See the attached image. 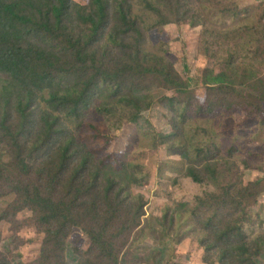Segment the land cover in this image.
I'll return each instance as SVG.
<instances>
[{"label":"trees","instance_id":"obj_1","mask_svg":"<svg viewBox=\"0 0 264 264\" xmlns=\"http://www.w3.org/2000/svg\"><path fill=\"white\" fill-rule=\"evenodd\" d=\"M139 1L164 23L193 20L195 25L205 22L210 12L245 20L235 30L216 32L226 42L233 39L223 58L225 66L219 71L203 69L197 82L211 92L210 113L216 108L242 110L264 123V70L260 69L264 67V16H256L258 7H240L228 0ZM134 8L132 0H92L89 5L73 0H0V73L8 75V83L0 89V138L13 152L17 172L31 175L15 187L16 203L33 211L36 225L45 233L41 264H52L53 256L65 264L67 240L75 227L86 233L87 252L94 256L80 257L78 264H126L116 251V242L133 234L146 238L147 228L156 234L155 226L143 223V196L131 191L133 185L144 183L140 166L129 163L125 154L110 153L97 161L82 157L72 140L57 138L62 134L56 129L67 130L69 117H82L93 97L98 98L99 108L137 121L151 104L142 88L150 76L174 92L163 100L186 109L193 105L190 81L182 78L165 55L142 46L144 30ZM113 13L115 21L109 26ZM132 40L134 45H130ZM36 91L47 92L43 116L51 122L44 120L35 142L26 146L22 140L33 127L28 110ZM95 138L103 146L112 140L100 132ZM191 147L192 156L190 151L181 154L186 177L216 190L198 198L190 212L197 219L199 212L209 214L199 222L206 233L199 241L205 252L203 264H264V237L251 239L245 231L251 222L248 210L264 192L262 181L245 183L243 171L233 161L238 153L234 145L226 154L216 143L217 153L205 146ZM119 171L125 172L119 176ZM168 213L156 221L166 238L179 243L175 238L185 234L183 239L187 232L172 228L175 220L185 223V218L180 221V213L171 208ZM0 264H10L1 252Z\"/></svg>","mask_w":264,"mask_h":264},{"label":"rangeland","instance_id":"obj_2","mask_svg":"<svg viewBox=\"0 0 264 264\" xmlns=\"http://www.w3.org/2000/svg\"><path fill=\"white\" fill-rule=\"evenodd\" d=\"M73 1L89 5L92 0ZM132 1L134 11L140 17V26L144 30L142 46L152 53L165 55L173 62L182 78L190 81L193 105L186 109L183 104L173 106L163 100V96L173 95L174 92L166 88L159 79L150 76L143 80L142 88L150 96L151 104L141 112L137 121H126L118 114H111L108 109L99 108L98 98L93 97L84 108L82 117H69L67 130L56 127L59 134H62L61 138H57L63 141L69 138L74 142L77 152L90 160L97 161L99 156L117 153L125 154L129 163L140 166L139 176L144 177V183L133 185L131 191L133 195L143 196V223L155 226L156 234H151L150 228H147L146 238L133 234L118 240L116 251L126 264H203L205 252L199 241L206 233L201 230L199 222H204L209 214L205 211L199 212L197 219L190 217V212L195 209L194 204L198 198L216 190L211 184H199L186 177V160L181 154L190 151L192 156L191 145L205 146L217 153L214 143L226 154V149L234 145L238 153L233 161L237 163L239 171H243L245 183L261 180V187L264 188V123L259 117L245 114L242 110L225 111L216 108L210 113L207 103L211 99V92L197 82L203 69L214 68L219 71L225 66L223 58L228 55L233 39L230 42L224 41L217 34L220 29L235 30L245 20L220 18L210 12L206 15L205 22L195 25L192 24L193 20H169L164 23L154 12L143 9L139 0ZM228 1H234L240 7H258L256 16H264V0ZM193 12L195 11H190L189 15L192 16ZM114 21L113 13L109 26ZM207 29L214 33L207 32ZM134 44L135 41L132 40L130 45ZM109 58L120 60L112 56ZM260 69L264 70V67ZM70 78L68 76L65 83ZM7 80L8 75L0 73V89ZM46 97V91H36L34 94L28 110L32 113L33 127L30 128L27 138L22 140V144L26 146L35 142L44 120L51 122L49 117L43 116L48 105L44 101ZM11 101V108L14 110L15 95ZM98 132L104 139L108 135L112 136V140L103 146L95 138ZM169 134L171 137L167 136ZM0 161L3 164L0 166V252L10 264H41L45 233L36 225L33 211L19 208L16 203L18 194L15 187L30 179L31 175L17 172L19 165L16 164L15 156L1 138ZM244 163H247V167ZM123 172L125 171H119V176ZM181 204L189 207L181 209ZM169 208L174 213H180V221L185 218V223L175 220L172 228L173 232H187L183 239L185 234L175 238L179 243H172L169 237L166 238L163 227L156 221L157 218L169 214ZM248 212L251 222L245 228L246 233L251 239L263 238L264 192L257 205ZM88 249L86 233L82 228L75 227L67 240L65 264H78L80 257L82 260L93 258V254L87 252ZM135 255L140 258L136 259ZM58 258L50 257V263L63 264Z\"/></svg>","mask_w":264,"mask_h":264}]
</instances>
